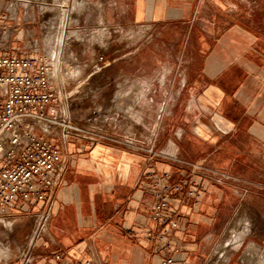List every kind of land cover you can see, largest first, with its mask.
Here are the masks:
<instances>
[{
  "label": "crops",
  "instance_id": "obj_1",
  "mask_svg": "<svg viewBox=\"0 0 264 264\" xmlns=\"http://www.w3.org/2000/svg\"><path fill=\"white\" fill-rule=\"evenodd\" d=\"M80 2L91 15L97 11L91 22L103 38L113 29L133 40V74L121 69L124 82L134 93L148 92L130 102L149 104L156 123L144 141L57 138L61 183L48 209L34 205L44 218L42 261L59 264L61 252L75 261L95 255L101 264H162L164 252L147 233L160 228L149 217L156 203L152 184L169 172L171 181L184 189L196 184L202 194L199 203L173 196L181 217L174 264H210L230 217L253 214L254 201H264V0ZM32 39L25 27L22 42ZM94 46L87 56L98 62ZM132 117L142 118L135 107ZM150 148L161 155L151 156ZM231 248L217 264H264V240L246 237Z\"/></svg>",
  "mask_w": 264,
  "mask_h": 264
},
{
  "label": "rangeland",
  "instance_id": "obj_2",
  "mask_svg": "<svg viewBox=\"0 0 264 264\" xmlns=\"http://www.w3.org/2000/svg\"><path fill=\"white\" fill-rule=\"evenodd\" d=\"M2 4L17 10L37 46L42 49L45 45L46 53L54 58L55 89L61 110L99 134L142 141L150 137L156 123L149 119L150 105L130 102L134 95L142 99L148 97V92L137 88L134 93L133 88L125 85L121 71L126 68L127 74H133L130 71L132 39L116 37L113 29H109L112 32L109 39L103 38L100 26L91 22L92 18L97 19V11L94 9L91 15L80 0H0V6ZM146 38L142 37V42L147 41ZM92 43L99 55L105 56L104 62H92L87 56ZM122 45L127 48L126 56ZM134 107L139 110L141 119H133ZM12 208L16 210L12 215L0 212V264H44L41 255L45 245L40 244L44 218L35 214L34 206L22 212ZM252 211L253 214L238 216L240 219L230 217L228 229L234 223L237 236L244 233L243 239L264 240V201L255 200ZM230 229L222 243L229 237ZM219 252L220 247L210 264L219 260Z\"/></svg>",
  "mask_w": 264,
  "mask_h": 264
},
{
  "label": "built area",
  "instance_id": "obj_3",
  "mask_svg": "<svg viewBox=\"0 0 264 264\" xmlns=\"http://www.w3.org/2000/svg\"><path fill=\"white\" fill-rule=\"evenodd\" d=\"M25 26L15 9L0 6V210L17 207L28 210L36 204L48 209L60 185L63 161L59 136H80L91 140L109 136L93 132L74 121L58 107L55 89L54 58L35 41L22 42ZM22 43V44H19ZM98 62L105 56L99 55ZM117 140V139H115ZM118 141V140H117ZM130 144L129 140H126ZM133 147V145H130ZM151 156H160L153 148ZM199 166L198 164L194 165ZM216 174H219L217 172ZM165 172L152 184L156 203L149 217L160 224L147 237L156 239L157 251H163L162 264H174L179 251L176 230L181 224L179 213L172 208L174 194L201 200L196 184L187 189L171 181ZM44 223L42 224L43 227ZM41 227V228H42ZM59 264H101L95 255L75 261L55 254Z\"/></svg>",
  "mask_w": 264,
  "mask_h": 264
},
{
  "label": "bare ground",
  "instance_id": "obj_4",
  "mask_svg": "<svg viewBox=\"0 0 264 264\" xmlns=\"http://www.w3.org/2000/svg\"><path fill=\"white\" fill-rule=\"evenodd\" d=\"M83 2V1H82ZM82 6V4H81ZM61 63V62H60ZM60 65V64H59ZM139 87V86H138ZM129 97V96H128ZM138 97V96H137ZM141 101V100H140ZM244 217V216H243ZM239 218V217H238ZM240 219V218H239ZM242 220V219H241ZM238 223V221H237ZM234 224V223H233ZM230 229V235L229 237H227V239L225 241H223L222 245L220 246V252H219V257H224V252L226 251V249L231 246V244L236 247L238 246L244 238V233L240 234L239 236H237V234H234L236 232V226L237 224L233 225ZM238 230V229H237ZM1 248V247H0ZM260 249V247H258ZM5 252V251H4ZM247 252V251H246ZM226 253V252H225ZM252 253V252H251ZM250 253V254H251ZM260 253V252H259ZM260 255V254H259ZM263 256V255H262ZM254 258V257H253ZM261 259V258H260ZM263 260V259H262ZM219 262V261H218ZM213 264H217V261L214 262Z\"/></svg>",
  "mask_w": 264,
  "mask_h": 264
}]
</instances>
